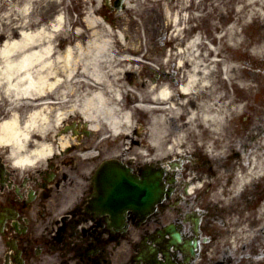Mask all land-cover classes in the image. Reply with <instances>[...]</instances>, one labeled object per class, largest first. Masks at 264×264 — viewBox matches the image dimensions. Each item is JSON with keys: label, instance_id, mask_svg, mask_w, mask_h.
Listing matches in <instances>:
<instances>
[{"label": "bare ground", "instance_id": "6f19581e", "mask_svg": "<svg viewBox=\"0 0 264 264\" xmlns=\"http://www.w3.org/2000/svg\"><path fill=\"white\" fill-rule=\"evenodd\" d=\"M206 2H166L162 14L169 22L167 26L172 27L169 42L173 49L161 64L173 69L172 76L176 77L154 86L129 88V95L125 84L133 81L118 76H128L134 70L137 62L126 55V48L131 49L132 44L124 33H115L98 17L87 18V33L78 30L72 34L66 18L46 21L56 11V2L41 13L45 14V20L40 21L43 25L31 33L25 19L17 27L24 29L18 31L19 35L15 30L1 33L0 39L7 41L0 56V64L5 63L6 69V80L0 81V108H5L0 116L8 117L0 120V151L9 164L24 167L49 156L53 146L50 134L60 129L70 114L88 122L98 134L112 137L116 156H152L155 162L160 157V164L165 158L181 156L193 137L197 143L213 141L222 148L236 137L229 131L233 120L230 117L257 111L264 128V107L257 105L250 94L254 89L255 95L260 84L252 86L253 81L242 80L240 66L233 63V58L223 56V37H219V47L211 51L200 36H192L201 27L200 19L210 18ZM245 8L264 16V0L247 1ZM187 9L198 15L186 18ZM96 24L97 28L93 27ZM61 35L63 38L55 45ZM117 44L124 52H116ZM239 46L240 43H231L229 49L235 51ZM209 55L221 57L219 62L211 63L214 69L208 65ZM68 81L73 85L70 90ZM136 81L137 85L149 83ZM229 84H235L242 102L224 95ZM261 85L264 88V81ZM68 91L71 95H65ZM20 102L23 103L19 105ZM143 117L148 119L144 130L136 127ZM219 153L225 154L222 150Z\"/></svg>", "mask_w": 264, "mask_h": 264}, {"label": "flooded vegetation", "instance_id": "af4514ba", "mask_svg": "<svg viewBox=\"0 0 264 264\" xmlns=\"http://www.w3.org/2000/svg\"><path fill=\"white\" fill-rule=\"evenodd\" d=\"M82 143L74 141L2 189L0 264H202L211 250L206 245L220 237L215 223L249 237V258L238 264L264 256V177L248 176L249 162L226 167L222 179L192 169L184 184L168 183L153 206L139 211L131 206L128 181L111 175L102 184L108 189L101 186L104 159L83 161ZM254 145L253 139L243 143L249 160ZM125 165L129 177H142L141 166Z\"/></svg>", "mask_w": 264, "mask_h": 264}, {"label": "rangeland", "instance_id": "374dc122", "mask_svg": "<svg viewBox=\"0 0 264 264\" xmlns=\"http://www.w3.org/2000/svg\"><path fill=\"white\" fill-rule=\"evenodd\" d=\"M116 1L117 0H0V34L11 33L12 30H15V35H19L18 31L22 32L24 29L17 27L24 19L27 24L30 23L27 31L31 33V31L39 27L40 24L43 25V22L41 23L40 21L45 20V14L41 13L46 12L50 5L57 2L58 7L56 11L49 15V17L46 18V21L52 19L53 22L55 19H58V17L66 18L67 29L70 33L74 34L78 30L87 33V31H89V27L86 24L87 18L90 17L94 19L95 17H98L101 21L108 23L109 26L113 27L115 33H118L119 31L124 33V37L130 39L129 43L132 44V48H134L133 45L135 46L134 50H136L139 58L145 56L143 61L147 63L146 65H148V68L143 69V66H140V70L138 71L140 76L146 77L150 74V64H155L156 69L154 70L159 73L161 70L163 72L162 68H164L165 70L170 71V75L173 74V69L171 70L168 66L163 67V64H161V59L165 55H169V51L172 48L171 43L169 42L172 27L169 25L167 26V23L169 22L163 18L162 12L164 7H166V2H170L169 5H175L179 0H124L125 4H121L120 10H117L116 8ZM247 1L251 2L252 0H207L206 7L210 18L200 19L201 27L194 32V34L198 32V36L202 38L203 42L205 40L212 41V43L218 47L220 44L219 37H223V55L233 58V63L241 66L242 75H246L248 79H255V83L251 82V85L253 86L259 85L264 81V49L261 48V45L264 43V16L262 15V17L253 14L248 8H245ZM190 11V9L185 11L184 15H186V18L189 14L191 15ZM239 11L242 12L238 14ZM25 25L24 27H26ZM93 27L97 28V24ZM98 29H101V27H98ZM115 29L118 32H116ZM194 34H192V36H194ZM61 38H63V35L57 37L58 40L55 42V45ZM6 41L7 39L4 37L0 39V56L2 55V51H4ZM231 43L234 45L240 43L239 49L235 51L230 50L229 45ZM263 46L264 44L262 47ZM115 50L116 52H124V49L119 44L115 45ZM126 51V55H133L128 47L126 48ZM207 59L208 65L212 67V60L209 58ZM247 62L252 64L253 68H251L250 71L256 73L253 77V74L248 75L245 72L247 69H243ZM174 63L175 62H172L171 64L173 65ZM4 67L5 63L2 62V64H0L1 82L6 80L4 77L6 69ZM218 73H220L219 70ZM118 77H126V75H120ZM236 80L237 79L234 78V81ZM82 85L85 86V84ZM72 86L73 85L68 81L67 87L69 90ZM125 86V90H127L130 85L125 84ZM137 86L138 85L135 87ZM250 94H252V97L255 96L254 89ZM263 94V89L260 91L257 89V94L254 99L258 102L260 101L264 106ZM8 95L9 91L5 96L8 97ZM65 95H71L70 91L66 92ZM224 95L235 98L239 103L243 101L241 94L237 92L235 84H229L227 89H225ZM22 103L23 102H20L19 105ZM4 110L5 108H0V114ZM185 113H187V110ZM7 117L0 116V120ZM144 118L145 117L138 120H141L146 128L148 125V119L145 120ZM236 122L237 125L234 124V127L236 129L239 127L242 131V136L243 133L245 136L252 134L257 138V131L252 130L249 125L244 127L245 122L243 123L239 118ZM237 138V145L233 150H236L238 142L241 140L240 135L239 137L237 135ZM234 139H236V137L231 140ZM224 246L226 245L221 242L215 246L212 255L216 260L222 256L220 254ZM236 247L237 246H234V248ZM233 263L235 264V262Z\"/></svg>", "mask_w": 264, "mask_h": 264}]
</instances>
